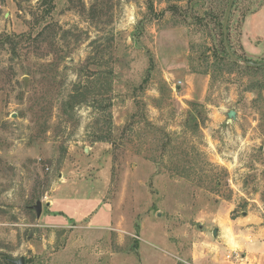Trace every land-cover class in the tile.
I'll list each match as a JSON object with an SVG mask.
<instances>
[{"label": "rangeland", "instance_id": "rangeland-1", "mask_svg": "<svg viewBox=\"0 0 264 264\" xmlns=\"http://www.w3.org/2000/svg\"><path fill=\"white\" fill-rule=\"evenodd\" d=\"M229 1L0 0V264H193L263 244L264 69L245 61H264V0L233 3L234 66ZM79 82L93 90L74 104Z\"/></svg>", "mask_w": 264, "mask_h": 264}, {"label": "crops", "instance_id": "crops-1", "mask_svg": "<svg viewBox=\"0 0 264 264\" xmlns=\"http://www.w3.org/2000/svg\"><path fill=\"white\" fill-rule=\"evenodd\" d=\"M248 33L245 29V26H244V32H243V39H248ZM97 216V212L94 213L92 216H91V220H93L95 217ZM87 218V217H86ZM88 220H90V217L87 218ZM101 221L103 222H100L103 224V227L106 229V230H112L110 228L112 224H110V222H112V217L109 216V214L107 213L106 217H102L100 218ZM238 222H241V224L244 225V227H246L245 229L246 230H250V229H253V226H251V221H248V219L246 218H243L242 220H237L235 221V224H238ZM261 232H256V233H253V236L251 237V243H248L246 244L245 242H240V244L238 245L237 243H235V241H231L230 243L232 244H229V243H226V248L229 251V253L233 254L232 252H237L238 253V257H240V259L238 260H234L233 258L231 259H228V258H218V257H209V258H205V259H199L198 256H195L193 255V258H198L197 260L194 259V263L193 264H264V242L262 245H259L257 243V239L258 238V235L260 234ZM235 245H238L239 249H235L237 247H235L233 249V246ZM230 248V249H229ZM239 250L242 252L240 253ZM197 254V253H196ZM108 255L110 257H115V255H117V252L114 251V250H111L108 252Z\"/></svg>", "mask_w": 264, "mask_h": 264}, {"label": "trees", "instance_id": "trees-1", "mask_svg": "<svg viewBox=\"0 0 264 264\" xmlns=\"http://www.w3.org/2000/svg\"><path fill=\"white\" fill-rule=\"evenodd\" d=\"M43 2L47 6L45 12L46 13H50L53 10V7H54V0H43ZM24 35H26V34H24ZM0 39H2V42L3 41H5V42L6 41H10L11 42V40H13L12 36L9 35V34L0 35ZM223 51L227 53L225 48H224ZM229 63L231 65H233V66L239 64L238 62H236L234 60H231V58L229 60ZM49 66H52V65L49 64ZM246 67L254 68V69H258V70L264 69V65L254 66V65L247 64ZM149 80H150V71L148 72L147 76L143 79V84L147 83ZM92 90H93L92 87H88V86L83 87V85L80 82L79 83H75L73 85L72 90L69 92L68 99H69L70 102H73L74 104L82 103L84 101H88V96L91 94ZM98 94H100V93H98ZM193 104H197V103L193 102ZM107 107H108V105H107ZM107 107L105 106L103 110H106ZM104 138H101V140H103V139L104 140H108L106 137H104ZM5 263L6 264H13L7 258H5ZM178 264H184V263L179 262Z\"/></svg>", "mask_w": 264, "mask_h": 264}, {"label": "water", "instance_id": "water-1", "mask_svg": "<svg viewBox=\"0 0 264 264\" xmlns=\"http://www.w3.org/2000/svg\"><path fill=\"white\" fill-rule=\"evenodd\" d=\"M234 1L235 0H230L229 1L228 7H227V10H226V13H225V18H224V22H223V36H224L225 49H226L228 55L231 57V59H233L235 61L236 60L238 61L237 56L233 53V51H232V49H231V47L229 45V39H228V22H229V19H230V15H231V11H232V7H233ZM245 63L250 64V65H254V66L264 65V61L257 62V61L246 60ZM27 81L28 80L25 79V83H27ZM236 116H237V112L235 110H229L228 111V120H229V122L232 121L233 119H235ZM33 207L36 210L37 216H39L40 213H41V207H42L41 201L40 200L37 201L36 205H34ZM218 232H219V229L217 227L214 228L213 235L217 236ZM7 259L9 261H11L13 264H25V258L23 256H21L18 259H12V258H8V257H7Z\"/></svg>", "mask_w": 264, "mask_h": 264}, {"label": "built area", "instance_id": "built-area-1", "mask_svg": "<svg viewBox=\"0 0 264 264\" xmlns=\"http://www.w3.org/2000/svg\"><path fill=\"white\" fill-rule=\"evenodd\" d=\"M234 255H237V257H238V254H237V253H236V254H234ZM234 255H229V257H228V258L230 259V258L234 257Z\"/></svg>", "mask_w": 264, "mask_h": 264}]
</instances>
